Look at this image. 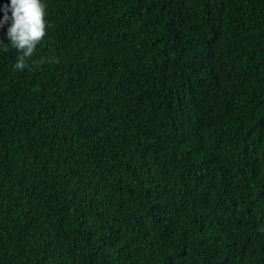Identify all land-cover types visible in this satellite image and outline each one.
I'll list each match as a JSON object with an SVG mask.
<instances>
[{"label": "trees", "instance_id": "16d2710c", "mask_svg": "<svg viewBox=\"0 0 264 264\" xmlns=\"http://www.w3.org/2000/svg\"><path fill=\"white\" fill-rule=\"evenodd\" d=\"M42 2L30 67L0 48V264H264V0Z\"/></svg>", "mask_w": 264, "mask_h": 264}, {"label": "clouds", "instance_id": "9594fccd", "mask_svg": "<svg viewBox=\"0 0 264 264\" xmlns=\"http://www.w3.org/2000/svg\"><path fill=\"white\" fill-rule=\"evenodd\" d=\"M46 5L42 0H10V3L4 5L3 17L0 18V29L7 25L6 39L0 38V48L8 51L10 43L17 50V56L14 68L23 71L30 67L28 60L35 53L37 46L42 42L46 35L47 21ZM49 63H59L55 57L48 58ZM39 66L41 61L34 62ZM264 232V228L260 229Z\"/></svg>", "mask_w": 264, "mask_h": 264}]
</instances>
